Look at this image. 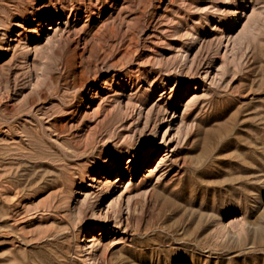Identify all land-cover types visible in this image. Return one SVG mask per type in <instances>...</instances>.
Listing matches in <instances>:
<instances>
[{
	"label": "rangeland",
	"instance_id": "rangeland-1",
	"mask_svg": "<svg viewBox=\"0 0 264 264\" xmlns=\"http://www.w3.org/2000/svg\"><path fill=\"white\" fill-rule=\"evenodd\" d=\"M0 264H264V0H0Z\"/></svg>",
	"mask_w": 264,
	"mask_h": 264
},
{
	"label": "bare ground",
	"instance_id": "bare-ground-1",
	"mask_svg": "<svg viewBox=\"0 0 264 264\" xmlns=\"http://www.w3.org/2000/svg\"><path fill=\"white\" fill-rule=\"evenodd\" d=\"M101 4H102V2H101ZM144 14H145V13H144ZM144 16H145V15H143V17H144ZM144 18H145V17H144ZM145 20H146V19H145ZM74 41H75V40H74ZM96 61H97V60H96ZM68 66H69V65H68V64H65V63L61 65V68L64 69V73L68 71V70H67V69H68ZM105 68H106V67H105ZM57 89H58V87H56V89L53 90L52 94H54L55 91H56ZM61 90H62V88H61ZM11 92H12V91H11ZM19 92H20V91H19ZM9 93H10V91H9ZM7 97H8V96H7ZM40 97H41V96H40ZM53 97H54V96H53ZM53 97H52V98H53ZM74 97H75V96H74ZM5 99H8V98H5ZM77 99H78V98H77ZM65 116H66V115H65ZM50 120H51V119H50ZM54 120H55V119H54ZM40 121H41V120H40ZM34 122H35V121H34ZM35 123H36V122H35ZM40 123H41V122H40ZM45 123H46V122H45ZM43 127H44V126H43ZM44 129H45V128H44ZM43 134H44V133H43Z\"/></svg>",
	"mask_w": 264,
	"mask_h": 264
}]
</instances>
